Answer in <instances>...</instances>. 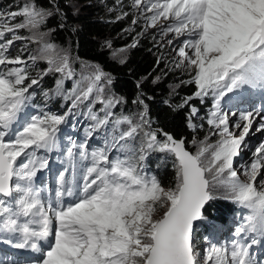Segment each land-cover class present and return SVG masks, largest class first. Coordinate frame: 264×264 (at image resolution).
I'll return each mask as SVG.
<instances>
[{
    "label": "snow or ice",
    "instance_id": "obj_1",
    "mask_svg": "<svg viewBox=\"0 0 264 264\" xmlns=\"http://www.w3.org/2000/svg\"><path fill=\"white\" fill-rule=\"evenodd\" d=\"M132 7L151 13L148 26L161 23L164 35L185 37L175 66L189 73L191 78L182 83L196 90L177 107L210 96L209 135L201 141L193 138L196 150L190 151L184 139L152 128L148 105L139 96L133 101L142 106L137 116H114L113 109L126 101L105 95L112 78L98 65H85L92 71L65 94L64 82L75 76L71 57L46 39L54 29L42 30L49 18L59 14L63 19L56 0H49L48 7L27 0L16 11H0V243L41 253L32 261L9 259L5 253L0 264H264V256L257 260L252 251L264 245V142L244 168L246 180L234 167L257 117L256 131H264V115L261 110L232 112L238 119L230 126L221 104L230 93L237 94L231 101L245 89L264 92V0H132ZM22 29L30 35L21 36ZM18 40L40 47L27 60L13 57L10 48ZM38 61L47 68L32 76ZM57 73L55 94L72 101L67 113L29 114L35 87L44 76ZM86 101L95 121L92 130L110 121L113 131L127 127L101 149L89 151L87 143L72 140L64 153L67 167L55 175L54 187H37V173L49 166L47 156L39 153L59 151L60 126ZM96 103L103 118L92 111ZM198 111L190 107L188 127L193 131ZM212 136L215 142H210ZM116 145L125 156L110 160L109 150ZM153 152L170 161L173 187H164L146 170ZM84 161L89 163L84 166ZM218 192L249 214L228 244L214 243L210 232L201 255L194 227L205 219V206Z\"/></svg>",
    "mask_w": 264,
    "mask_h": 264
},
{
    "label": "rangeland",
    "instance_id": "obj_2",
    "mask_svg": "<svg viewBox=\"0 0 264 264\" xmlns=\"http://www.w3.org/2000/svg\"><path fill=\"white\" fill-rule=\"evenodd\" d=\"M5 1V0H4ZM12 3L9 5H4L0 3V11L9 12V11H16L22 6L27 0H11ZM116 1V0H114ZM121 1V0H118ZM125 5L120 6L117 9H109L104 0H101L97 4V9L99 13V19L108 22H118L124 23L127 25L126 34L131 37L141 38V37H148L150 43L153 44L154 49L157 53V59L159 63L163 66V71L160 72L157 76H154V84H165L167 91L169 93H175L179 87L180 79L189 80L191 77L187 71L183 68H177L176 61L180 59L177 55L179 47L182 45V41L185 37L181 36L176 38L173 33H169L167 35L163 34L162 31V24L158 23L156 27H150L148 17L151 16V13H140L137 12L132 7V0H124ZM119 2H116L118 6ZM75 13L80 11V7L72 2L67 4ZM21 18H17L19 20ZM50 19V18H49ZM135 21V23H133ZM166 26V25H165ZM49 29H54L51 25L47 22V24L43 27V31H48ZM55 30V29H54ZM53 32H50V35L46 38L48 42L57 45L59 49L65 50L71 57L72 67L75 71V76L72 79L66 80L64 85L66 89L74 87V81H79L81 79L82 74L87 75L89 72L92 71L91 68L85 67V65H98L105 73H107L99 64L93 63L87 60H83L79 58L75 52L73 51L72 45L68 42L63 44L59 41H56L53 37ZM21 36H28L30 33L26 29H22L19 31ZM10 35V34H8ZM118 38V37H117ZM172 41L171 44L168 41ZM119 42H122L119 41ZM40 45L36 43H32L28 40H18L14 41L12 47L10 48V54L13 55V48L19 49V54L23 59L27 60L29 55L36 54ZM130 45L127 46H111L107 47L108 51L111 53L112 57L117 61H121V59L125 62L130 54L131 51ZM125 51H120V50ZM116 53V55H114ZM47 68V64L43 61H38L37 64L31 69V75L36 76L37 73L44 71ZM60 74H49L44 76V78L40 81L39 86L35 87V96L31 102V105L27 109V112L32 115H40L42 112H51L57 115H64L67 113L68 109L71 107L72 101L71 99L68 100L66 105L62 104L58 110L54 107L56 102L60 101V97L55 99V96L51 91H48L46 83L51 78L59 79ZM110 75V74H109ZM171 75H176L178 78L175 81L168 80ZM111 76V75H110ZM159 77V79H157ZM112 83L110 85H105V95H113L112 93V84H113V77ZM31 91V90H30ZM44 92H48V97L44 96ZM43 95L40 101L37 100V97ZM237 94L230 93L229 96L224 98V101L221 102L222 109L224 112L229 114V123L230 126L233 124L234 121L238 119V115L232 116V112H237L239 114L240 111H245L247 109L241 108L240 105H232L230 103L234 100H229V97L235 96ZM241 100L249 106L247 102L255 96L254 100H250L251 109L250 110H263L264 111V93L260 90H252L247 94L241 93ZM204 104L207 105L206 107V117L203 120V127H198L197 129V136L194 137L197 141L203 140L205 137L209 135L210 128L207 124L208 114L210 109L213 106L212 98L206 97L204 100ZM259 101V102H258ZM91 102L86 101L78 106V108L72 109V115H69L67 121L60 126V148L59 151H53L51 153H39V155H46L49 160L48 169H45L44 175H46L47 179L52 174H57L58 172L62 171L65 167H67V163L65 161L64 153L67 146L70 144L72 140H75L77 144L80 143H87L89 151L93 149H101L105 147L106 143L108 142L109 135L106 127H101L97 130H92L95 121H92L88 118V106ZM60 104V102L58 103ZM101 106L99 103H96L94 106ZM93 106V107H94ZM258 107V109H257ZM42 109L43 111H41ZM264 115V114H263ZM256 123L253 124L252 130L249 132V135L245 138V142L241 145V153L240 156L236 157L234 160V167L237 169L238 174H240L242 180H246L247 177L243 175L244 168L250 165L253 157V152L255 148L261 143L264 142V132L256 131L258 123L261 122L260 117L256 118ZM126 128L123 127L122 130ZM89 130L91 131V135L89 136L87 133ZM121 131V130H120ZM239 135V130L236 132ZM119 136V133L117 134ZM217 139L216 136L211 137L210 142H215ZM193 138H190L188 141V146L195 152L196 146L193 145L192 142ZM246 145V146H245ZM116 146L111 147L109 150V159H113L119 154L116 153ZM87 162V161H86ZM79 164V162H78ZM82 167V165H78ZM86 166V165H84ZM43 171V170H42ZM39 172L37 175H39ZM78 176V175H77ZM40 177V176H39ZM259 180V177L257 178ZM53 183V182H52ZM50 185V188L52 186ZM41 188H47V183H42L40 186ZM54 187V183H53ZM46 193H42L44 196ZM211 202H215L218 208H220L218 216L209 217L204 215L205 219L202 223L201 229V238L197 239L195 246L196 250L204 254V250L206 248V241L205 237L209 236L210 232L214 233L213 242L217 244H228L235 238V229L240 227L244 224L245 217L249 214L247 209H244L237 204L233 203L232 201L223 198L222 192L217 193V199L212 200ZM212 209L207 211V214L211 213ZM257 258L260 260L262 256H264V245L260 246H253L252 250ZM4 254L0 251V257Z\"/></svg>",
    "mask_w": 264,
    "mask_h": 264
},
{
    "label": "trees",
    "instance_id": "obj_3",
    "mask_svg": "<svg viewBox=\"0 0 264 264\" xmlns=\"http://www.w3.org/2000/svg\"><path fill=\"white\" fill-rule=\"evenodd\" d=\"M109 9H117L124 6V0H104ZM63 13V19L59 14L51 17L48 23L55 30L53 37L56 41L63 44L70 43L75 54L83 59L93 63L99 64L108 74L113 77L112 93L116 97H123L126 103L118 105L113 109L114 116L128 115L137 116L142 111V106L133 103L139 96L140 99L148 105V116L152 121L153 129H162L164 132L171 134L175 139H184L188 146L190 138L197 136L198 127H203V120L206 117V106L204 101L199 99H192L188 106L183 108L177 107L182 104L185 97L193 96L195 92V85L182 83L186 79H180L179 87L175 93H169L165 84H154L153 78L163 71V66L157 59V53L153 44L150 43L148 37H131L126 32L127 25L118 22H108L99 19L97 4L101 0H56ZM69 2L75 3L80 7V11L75 13L67 4ZM118 3V6L116 5ZM0 3L9 5L11 0H0ZM38 5L44 7L49 6V0H37ZM63 24V27H61ZM118 37V38H117ZM122 42H119L121 41ZM111 46H127L133 45L128 59L121 63L114 59L107 49V44ZM19 49L13 48V55H18ZM176 75H171L168 80H177ZM55 78L47 81L46 86L48 91L55 94L56 87ZM139 84V87L137 86ZM73 87L66 89L64 85V93L71 92ZM60 97V104L56 102L54 107H61L66 105L68 100L64 99L63 95L55 96V99ZM43 95L37 97L40 101ZM195 106L199 111L196 116L192 118V122L197 126L193 131L188 127V116L190 114V107ZM102 106L92 107V111L103 118L104 113L100 111ZM43 111L42 109H40ZM89 118V115H88ZM126 125H122L120 129L113 131L111 121L107 128L108 142L112 141L114 136L122 130ZM123 143V142H121ZM138 146V144H137ZM116 153L121 158H124L125 153L119 151V145H116ZM190 149V148H189ZM191 150V149H190ZM192 151V150H191ZM165 154L153 152L149 154L147 161V171L156 175L162 185L166 188L173 187L175 183L174 169L169 162L163 160ZM212 209L211 213L207 211ZM220 208L215 202H211L205 215L209 217L218 216ZM202 229V228H201ZM201 229L199 230L197 239L201 238Z\"/></svg>",
    "mask_w": 264,
    "mask_h": 264
},
{
    "label": "bare ground",
    "instance_id": "obj_4",
    "mask_svg": "<svg viewBox=\"0 0 264 264\" xmlns=\"http://www.w3.org/2000/svg\"><path fill=\"white\" fill-rule=\"evenodd\" d=\"M250 91V89H245L242 93H244V94H247L248 92ZM264 93V92H263ZM241 97V96H240ZM256 97L255 96H253L251 99L252 100H254ZM250 99V100H251ZM250 100H249V102H247V104L249 105V106H246V104L243 102V100H241V98L240 99H238V100H234L233 102H231L230 103V106H232V105H240V107L241 108H245V109H247V110H250L251 109V102H250ZM259 102V101H258ZM257 109H258V107H257ZM261 110V109H260ZM264 114V111L262 110L261 111V115H263ZM237 117V116H236ZM257 122V121H256ZM232 130H234L235 132H237V129H232ZM262 132H264V131H262ZM38 174V173H37ZM79 176L80 175H78L77 176V178L79 179ZM53 187V183H52V186H51V188ZM44 195H46V194H44ZM43 196V195H42ZM66 199H71V198H66Z\"/></svg>",
    "mask_w": 264,
    "mask_h": 264
},
{
    "label": "water",
    "instance_id": "obj_5",
    "mask_svg": "<svg viewBox=\"0 0 264 264\" xmlns=\"http://www.w3.org/2000/svg\"><path fill=\"white\" fill-rule=\"evenodd\" d=\"M160 138V137H158ZM186 144V143H185ZM187 147V145H186ZM188 148V147H187ZM189 149V148H188ZM190 150V149H189ZM191 151V150H190ZM211 201L205 206V210H204V215H205V212L207 211L209 205H210ZM202 223H203V220L202 221H197L196 222V225H198V227H194V232H193V238H194V243H196L197 241V236H198V233H199V230L202 228Z\"/></svg>",
    "mask_w": 264,
    "mask_h": 264
}]
</instances>
